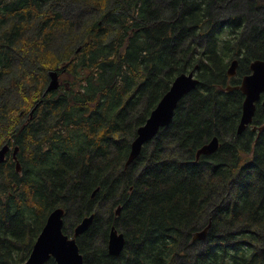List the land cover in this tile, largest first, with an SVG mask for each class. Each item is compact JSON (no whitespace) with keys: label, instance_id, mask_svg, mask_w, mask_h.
I'll use <instances>...</instances> for the list:
<instances>
[{"label":"trees","instance_id":"trees-1","mask_svg":"<svg viewBox=\"0 0 264 264\" xmlns=\"http://www.w3.org/2000/svg\"><path fill=\"white\" fill-rule=\"evenodd\" d=\"M256 59L264 0H0V147L17 145L21 166L12 151L0 162V264L24 262L57 207L69 235L94 214L76 238L83 264H264V128L252 130L264 105L237 134L244 94L227 90ZM50 70L61 85L43 96ZM191 71L196 88L125 167L138 127ZM213 136L219 148L196 159Z\"/></svg>","mask_w":264,"mask_h":264},{"label":"water","instance_id":"water-1","mask_svg":"<svg viewBox=\"0 0 264 264\" xmlns=\"http://www.w3.org/2000/svg\"><path fill=\"white\" fill-rule=\"evenodd\" d=\"M237 59H234L229 66L228 76H234L236 73ZM251 72L245 75L240 84L237 86H228L227 90L239 89L244 94L242 104V114L237 126V134H241L247 126L252 123V119L256 109V102L261 100L264 105V60L256 59L250 64ZM48 83L43 96L48 92L57 90L60 85V73L58 70L48 71ZM199 80L193 71L181 73L175 77L170 88L159 100L156 107L151 111L145 123L138 127L135 139L131 143L130 152L125 163L127 167L141 152L144 144L153 140L159 130L168 126L172 120L174 110L178 102L184 95L188 94L196 88ZM36 103L30 110V117L36 109ZM264 128V124L260 127L252 126V130L258 129L260 132ZM220 146L217 136H213L208 142L201 145L196 150V159L200 155H209L214 153ZM10 149L9 143H4L0 147V162L5 161L6 155ZM19 147L14 146L12 150V158L16 164V170L20 171V162L17 160ZM95 191L92 193L94 195ZM121 207L115 210L116 216L120 214ZM65 210L62 207L53 209L47 216L46 222L38 234L32 250L28 258L20 264H44L52 257L56 264H83V255L79 251L76 238L84 233L93 221L94 214L83 217L74 227L72 235L63 232V216ZM210 222L201 230H197L192 237L193 241L204 240L206 238ZM125 245L124 233L111 226L107 250L110 255L118 256L122 252Z\"/></svg>","mask_w":264,"mask_h":264},{"label":"rangeland","instance_id":"rangeland-1","mask_svg":"<svg viewBox=\"0 0 264 264\" xmlns=\"http://www.w3.org/2000/svg\"><path fill=\"white\" fill-rule=\"evenodd\" d=\"M236 1H237V0H236ZM230 9H231V8H230ZM230 9H227V10H230ZM250 19H252V18H250ZM144 145H145V144H144ZM144 145H143V146H144ZM12 146H13V145H12ZM138 156H139V155H138ZM135 159H136V158H135ZM132 162H133V161H132ZM132 162H131V163H132ZM131 163H130V164H131ZM130 164H129V165H130ZM87 216H89V215H87ZM71 217L73 218V216H71ZM64 227H65V232H64V231H63V232L66 233L68 228H66L65 225H64ZM63 230H64V229H63Z\"/></svg>","mask_w":264,"mask_h":264},{"label":"flooded vegetation","instance_id":"flooded-vegetation-1","mask_svg":"<svg viewBox=\"0 0 264 264\" xmlns=\"http://www.w3.org/2000/svg\"><path fill=\"white\" fill-rule=\"evenodd\" d=\"M12 147V146H11ZM11 147H10V149H9V151L8 152H11L12 151V149H11ZM75 227V226H74ZM74 229V228H73ZM69 235V234H68Z\"/></svg>","mask_w":264,"mask_h":264}]
</instances>
